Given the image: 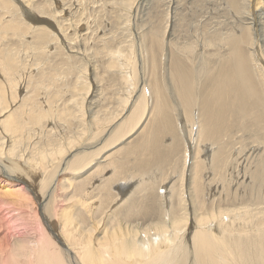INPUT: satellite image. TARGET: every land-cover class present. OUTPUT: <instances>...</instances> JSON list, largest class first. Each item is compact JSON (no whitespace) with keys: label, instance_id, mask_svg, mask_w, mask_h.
Returning a JSON list of instances; mask_svg holds the SVG:
<instances>
[{"label":"bare ground","instance_id":"obj_1","mask_svg":"<svg viewBox=\"0 0 264 264\" xmlns=\"http://www.w3.org/2000/svg\"><path fill=\"white\" fill-rule=\"evenodd\" d=\"M122 1L121 3H123ZM228 1L237 10L235 18L241 23H237V28L232 25V28H230L232 31H222L224 33L222 35L217 34L220 31L216 32L221 25L220 21H215L214 24L211 22L209 27L207 26V43H205L207 45L204 49L207 48V52L210 51L203 60L201 59V63L196 64L197 67H203L207 59L216 62L214 65L216 68L215 72L208 74L209 82H207V86L200 87L196 83L197 70L191 66L192 64L188 60L187 55L184 57L180 54V51L174 52V47L172 48L174 53L169 59L168 70L166 71L171 84L170 87H172L175 96L178 97V104L182 106V113H185L186 119L188 118L187 120L191 123L189 130H187V135H192L193 133V126L195 124L193 118L195 115L200 116L201 123L199 125L197 124L198 126L196 125L197 130H195L196 128L194 129L196 132V141L197 136L198 140L206 137L211 130L213 132L214 126L220 123H236V119L246 118L248 116L246 108L248 107H250V110H254L257 106L258 109L255 110L258 111L256 118L261 119V122L263 121L261 128H264V90L262 91L260 89L261 80L259 79L260 77H264V65L261 64L254 51H248L250 50L248 49L250 48L249 45L253 44L251 43L250 35L256 34L260 30L257 24L256 12L253 9L247 11V7L243 3L242 8L244 5L246 11H241L240 0ZM17 3L22 9L21 16L17 13V5H15ZM111 3H114L116 6L118 2ZM129 3L127 2L128 7L131 6ZM249 4L246 5L250 6ZM115 6L105 0H0V203L6 207L3 208L4 206L2 205L3 207L0 208V228H4L2 232L0 231V264H183V261L186 259L184 243L179 240L178 236L180 233L179 227L182 226V222L180 223V219L178 218L179 220L176 219V224L174 222L171 223V217L167 218L168 209L166 210V208H168L167 205L169 204L171 194L168 196L164 195V204L161 201L159 203L160 205L157 204L156 206L159 197L156 200L157 202H154L152 198L147 203L144 200L143 204H139L137 207L136 193L134 195L133 190H129L126 196H121L120 198L111 200V202H106L107 205L103 212L104 216H126V219L123 218L127 220L134 217L136 213H143L150 216L148 227L145 229L142 228L143 230H138L141 226L139 227L135 223L130 228L123 229V231L118 229L119 232H116L113 228L115 232L111 229V231H107L105 225V227H100L97 230V221L91 219L94 216L91 217L93 213H90L96 207H93V201L97 195L94 196L92 191L98 190L99 192L97 191V193H99V196L102 190L104 193L108 192L110 189L108 187L111 181L110 177L113 174L109 170L111 172L109 175L105 174L101 178L93 177L85 192L74 188V193L71 198H75L72 202L75 203V209H79V213L82 216H79L80 222L78 224L74 223L75 220L70 214L64 216L63 208L60 210L54 209V211L52 210L51 213H48L50 219L47 217L45 210H40L46 220V224L38 220L40 219L39 216L41 213L39 214V210L35 208V204L41 205L39 204L41 203V199L44 201L47 197L49 198L50 193L56 194V199L57 197L62 198L65 190L64 187L69 184V178L65 176L67 172L63 169L54 177V187L52 185L53 190L50 193L48 192V196V194L45 195V191L43 193L44 186L41 185L45 177L49 176L51 171L60 162L63 161L62 164L66 165L68 162L78 161L77 158L81 155L79 154L80 152L75 154L70 153L72 148L76 146L75 143L68 148V153L64 154V148L71 142L67 140L63 144V142L54 141L49 136L53 132L51 128L52 126L54 127V124L58 125L59 122V126L60 124L63 125L62 120L69 119L70 121L76 112L80 114V101L73 102V99H66L64 101L54 99L57 93L53 94V88L59 86L63 82L64 77L61 76V78L58 73L51 75L50 67L56 66L52 62H49V70L43 71L44 68H47L48 63L45 61L44 63L43 60L41 61V58L44 56L45 59L47 57L51 60L57 59V56H59L57 52L63 50L65 46L67 51L71 53L69 58L71 59L72 57L73 60L74 57V61H71L76 65L75 63H77L76 59L78 57L85 56L83 59H86V55H91V58L92 55L94 56L96 54L95 56H97L96 52L94 54H91V52L90 54L89 52L86 54L87 51L85 50H87L86 47L89 44H93V46L95 44H101L103 46L112 43L110 48L104 52V55H107L109 58L108 65L111 64L112 67L117 69L120 67L119 69H122L120 73L123 79L125 74L133 76L134 68L131 65V60L129 61L131 58L129 54L131 42L129 43L127 37L123 39L116 35L114 32L115 29L114 31L110 29L112 32L106 34L108 29L106 30L105 27H109L110 23L116 26L119 24L118 27L121 25L122 28V23L119 18L126 11L122 12L121 10L122 13L120 14V11ZM119 6L125 7V5ZM112 10L113 12H111ZM118 11L121 17L118 15ZM6 16L7 18H5ZM124 16L126 15H123V18ZM102 17L105 18L104 22L107 23H103L100 26L99 20ZM211 17L213 18L212 15ZM126 19L128 18L126 17ZM30 21L41 24L35 25L30 23ZM230 24L229 26H231ZM149 32L152 40L159 39L155 36V29ZM168 43L170 44L169 41ZM80 45L81 48L79 47ZM96 48L98 47L96 46ZM157 52H159L158 48L157 51L152 53L150 59L152 73L157 69ZM162 55L159 57L160 61ZM32 56H35L34 60L32 63H29V58ZM62 57L64 58V56ZM100 57L103 58L102 56ZM127 61L128 65L126 63ZM127 66L129 67V72L126 70ZM55 71L52 72L54 73ZM152 77L153 81H150L151 92L149 91L152 97L150 103V100L145 101L144 99V88L138 89L139 94H137V91H135L134 95L132 94L133 98L129 105H127L128 98L124 97L125 105H122L117 118L122 117V121L119 122L122 124L118 125V130L125 128L123 125L127 119L133 122L131 128L128 130L129 132L127 131L125 135L127 138L131 135L132 138L140 133L143 138V129L150 128L151 126H155L157 129L163 126L168 132L167 127H171L172 125L171 117L167 114L169 104L166 100L167 97L165 98V88L155 74ZM261 84L263 85V83ZM16 90H22L24 94L16 98L14 96ZM58 101L62 106L59 105ZM69 104H72L70 109L67 108ZM195 108H197L196 112L193 111ZM193 112L195 113L194 117ZM253 113L254 111L251 115ZM93 115L91 116L93 117ZM78 120L80 121V119ZM51 123L52 126L49 127ZM136 130L138 131L135 132ZM215 134L216 129L213 132V135ZM233 135L227 136L230 139ZM226 140H228V137ZM25 141L27 142L26 144ZM129 141L130 139L127 143ZM216 141H221L220 145L224 143L223 137L215 138L209 145H205L204 143V150H201L204 153H206L207 147L214 150L217 147L215 146ZM138 146V143L130 144L127 148V153L136 155L135 157L142 156L143 153L137 154L133 152ZM88 148H92V146H88ZM171 148L174 150L173 146ZM186 150L187 148L183 146L182 150L179 151L181 152V159L183 160L184 166H190L187 168L189 171L188 187L191 189L194 197H200L203 189V185L200 183L201 165L206 159L196 161L197 149L194 157H192L193 161L192 159L190 161ZM213 150H211L210 157H207L210 161L216 159L215 155L223 156L222 153L218 154ZM117 151L120 152L121 149ZM113 152L100 157L97 161L107 162ZM90 153H84L81 158H84L85 155ZM68 156L70 158L67 160ZM161 160L160 157L156 160L153 171L145 172L148 174L149 182L146 181L145 185H151L153 180L151 175L162 170L163 165H160ZM176 162L174 166L177 165ZM118 163L112 165L115 167L114 169L119 167ZM263 163L264 160H258L256 170L253 171L250 179L254 182L251 188L254 191L257 189L258 194V203H256L257 206L255 208L249 209L245 206L242 211H238L240 208L232 210L217 209V212H211L208 217L207 214L195 217L193 221L194 229L190 237L194 264H264V166H261ZM164 167H166L165 164ZM171 167L172 164L169 169ZM114 169L113 171H115ZM163 170L165 171V168ZM75 172H72L71 175H75ZM178 174L179 178L182 177L181 171ZM37 177L40 179L36 180ZM113 177L115 176L112 175ZM173 177H175V174ZM127 183L126 180H119L115 186L119 184L123 186ZM162 183L165 185L167 181ZM172 185L168 186V192H174ZM157 188L156 194L158 195L160 193L159 188L161 187ZM142 190L148 194L150 187L145 186ZM176 190L177 192H174V195L176 194L179 198L181 196L180 190ZM108 193L102 199L106 197V200L109 199L110 192ZM69 197L70 194L66 198L68 201L70 200ZM6 205L12 207L9 208ZM162 205L166 206L163 207ZM27 210L32 213V216L36 217L35 219L38 228L40 227V232L38 233L37 230L38 234L33 233L31 236L29 234L28 236H19L16 235L18 232L15 235L8 232L10 224L15 222V220L18 221L20 219L24 221L26 219L25 215ZM13 211H16V213L14 214ZM223 215L227 216L226 224L224 223ZM172 216L175 217L174 213ZM101 217L104 220L103 216ZM218 218L216 230L213 231L206 226L209 222ZM88 219L91 226L87 225ZM167 220L171 223L170 226L167 225ZM24 222L29 224L28 221ZM114 223L116 224V222ZM121 224L123 225V223ZM128 225L130 226V224ZM95 231L101 232L102 235L93 238Z\"/></svg>","mask_w":264,"mask_h":264},{"label":"rangeland","instance_id":"obj_2","mask_svg":"<svg viewBox=\"0 0 264 264\" xmlns=\"http://www.w3.org/2000/svg\"><path fill=\"white\" fill-rule=\"evenodd\" d=\"M105 1L110 2V4L113 6L115 5L114 3L111 2H118L115 7L120 11V14L123 11L124 12L126 11V13H123V15H126L124 16V18L122 14H121L122 17L120 16L118 11V15L121 17L119 18V20L122 23L123 29L121 28V25L120 27H118L119 24H117L116 26L113 25L112 23H110L111 26L110 25L109 27L106 26L105 29L106 30L108 29L106 31V34L111 33L112 32L111 30L114 31L115 29L114 32L116 35H118L120 38L123 39L127 37L129 43L131 42L130 43L131 48L129 52L131 58L129 59V61L131 60L132 62L131 65L134 68L133 70L134 77L130 74H125V77L123 79L121 77L122 75L120 72L122 71V69H119L120 67L118 68L119 69L118 70L117 68L112 67L111 64L108 65L109 58L107 57V55H104V52L106 51V49L110 48V45L112 43H108L103 46L101 44H95L94 45L95 47L93 46V44L92 45L89 44V46L86 47L87 50H85L87 51L86 54H88V52L89 54L90 52L91 54H94V52H96L97 56H95L96 55L95 54L94 55L95 57L92 55L91 58L90 57L91 55L90 56L86 55V59H83L85 58V56L81 58L78 57V59H76L77 61V63H75L76 65H74V62H72L74 61V57L73 60L72 57L71 59L69 58V55L71 53L67 51V48L65 46H64L65 50L63 49L60 52H57V55H59L57 56V59L51 60L48 57L45 59L44 56L41 58V61L43 60V62L45 61L48 63L47 68H44L43 71H48L49 62H52V64H55L56 66L50 67L51 75L58 73L60 77L61 76L64 77L63 82L60 83L59 86L53 88L54 90L53 94L57 93L54 99H60V101H64L66 99L67 100L73 99V102L80 101L79 104L80 114L75 111L77 115L76 114H74L75 116L73 115L72 117L73 120H71L72 118L70 119V121L69 119L68 120L66 119L67 121L62 120L63 125L60 124V126H59V122L58 125L54 124V127L52 126V123L49 124V127L52 126L51 130L53 132L51 133V135L49 134L47 135L51 136V138L56 142H63V144L67 140L71 142L69 143V145L66 146V148H64L65 149L64 154L68 153V148L75 143L76 148L73 147L70 153L75 154L80 152L79 154L81 155L77 158L78 161L68 162L66 165L65 164L63 165L62 164L63 161H62L59 164H57L55 166V169L51 171L49 176L45 177L43 183L41 184L44 186L43 193L46 192L45 195H47L48 192L50 193L53 190L54 187L53 182L56 174L58 175L60 171L65 169L67 172L65 176L66 178H69V184L64 187L65 190L63 192V197L62 198L57 197L56 199V194L50 193V197L49 198L47 197L46 199H44V201L41 199V203H39L41 205L35 204V208L39 210V214L41 213L40 210L43 211L45 210V213L47 217H49V219H50V215L48 213H51L52 210L54 211V209L60 210L63 208L64 216L70 214L75 220L74 223L78 224L80 222L79 216L80 217L82 216L79 213L80 210L78 208H77L78 210H76L74 207L75 203L72 202V200L74 201L75 198V197L71 198L72 194L74 193V188L75 189L77 188L81 192H85L89 183L92 181L93 177L101 178L105 176V174L109 175L112 172L113 173L112 175L115 177L112 178V175L110 177L111 183L109 182L108 185V187L111 189L108 190V192H110L109 199L106 200L107 197L105 199H102V197L104 195H107L108 192L104 193V191L102 190L101 191L102 194L100 193L99 196V193H97L98 190L92 191V194L94 196L96 195L97 196L93 201L94 202L93 207L94 206L96 207H94V209H92L90 213H93L91 214V217L94 216L91 219L97 221V226H96L97 230H99L100 227L106 226L105 228L107 231L112 230L115 232L116 230V232H119V230L123 231V229L125 230L126 228H130L135 223H136L135 225L139 227L141 226V228H138V230H143L148 227L147 225L150 222L149 220L150 216L145 215L143 213L140 214L136 213L134 217H131L127 220H125L126 216L125 217L104 216L103 212L105 206L107 205L106 202H111V200L120 198L121 196H126V194L129 193V190H133L134 195L136 193L135 197L137 199V204H136L137 207L139 204L142 205L144 200H146L145 202L147 203L150 199L153 198L155 202L159 197H160L159 199L161 200L159 201L158 199L157 200L158 202L156 201L157 202L156 206L161 201L164 204L165 203V201H163L164 195L168 196L171 194V197L169 199V204L167 203L168 208H166V210L168 209V213H167L168 215L167 214L166 215L167 218L171 217L170 218L171 223L174 222L176 224V219L177 220L180 219L179 222L180 223L182 222L181 225L183 227L182 226L179 227L180 233L178 234V236H179V240H181L185 246L184 251L186 254V259L185 261H183V264H194L193 250L190 243V237L194 229L193 221L195 217H198L199 215L202 214H207L208 217L211 214V212L215 213L218 210H232L235 208H240L238 211H242L243 208H245V206L246 208L249 209L255 208L257 206L256 205V203H258L257 189H255L254 191V189L251 188V186L254 185V182H252L250 179L253 171L256 170V164L258 160L259 161L264 160V128H261L262 127L261 124L263 121L261 122V119L256 118L258 111L255 110L258 109L257 106L254 110H250V107H248L246 108L248 113V116L246 118L236 119L237 120L236 123H229V122L220 123L214 126L213 132H215L216 129L215 135H213V132L211 130L209 132V135H207L204 138H201L200 140H198V136H197V141H196L195 130H197V126L201 123L200 116L198 115L199 116V120H198L197 114L195 115L194 113L197 111L196 110L197 108L193 110L194 111L193 117L195 115V117L193 118L195 122L193 128L196 129L195 130L193 129L192 135L190 134L187 135V130H189L190 128L189 125L191 123H189V120H187L188 118L186 119L185 113H182V106L178 104V97L175 96L174 92L172 91V87H170L171 84L166 71L168 70V64L171 55L175 51H180V54L182 56L185 57V55H187L188 60L192 64L191 66L197 70V74H196L197 77L195 80L196 83L199 84L200 87H206L207 82H209L208 74H212L215 72L216 68L214 65L216 64V62L211 59L210 60L207 59L204 62L205 64L203 65V67L201 66L197 67L196 64L201 63L200 62L201 59L203 60V58L207 55V53L209 54L210 51L209 50L207 52V48L204 49V47L207 45L205 44L207 43V26L209 27L211 22H213L214 24L215 21H220L221 25L219 24L220 26L216 31V32L220 31V33H217L218 35L224 34L223 32L232 31L230 29L232 28V25L233 27L236 26L237 28L238 27L237 23L238 22L241 23L240 21H237V19L235 18L236 16L235 14L237 10H235L230 5V2L228 0H123V1L121 0L123 3H121L120 0L119 1L105 0ZM126 1L128 3L131 1L129 3V5H131L130 6L131 8L128 7ZM242 3L247 7V11H251L252 9L255 10L256 12L255 15L258 21L257 24L260 27V30L256 34L250 35V40H252L251 43L253 44L249 45L250 48L247 47L248 49H250L248 51L249 52L254 51L256 56L259 58L261 64L264 65V0H255V1L240 0V9H242L241 11L243 10L246 11L244 5L242 8ZM248 3H250L249 4L250 6L246 5ZM118 4L121 6L125 5V7L124 6L120 7ZM15 5H17V13H19L18 15L21 16L22 9L20 8V5L18 3ZM111 12H113V10ZM211 15L213 16V18L211 17ZM126 17L128 19H126ZM5 18H7V16ZM104 21L105 18L102 17L101 20H99V25L101 26V24L107 23ZM30 23L35 25L41 24V23L40 24L34 23L31 21ZM229 24L231 26H229ZM226 25H228L229 27ZM154 29L156 33L155 36L159 38L157 40H152L150 36L149 31ZM168 41L170 42V44L168 43ZM96 46L98 48H96ZM113 46H115V44H113ZM79 47L81 48V45ZM157 48L159 49V52H157V69L156 71H154V73H152V66H150V59L152 53L157 51ZM172 48L174 49V52L172 51ZM200 51L202 52L199 53ZM61 55L64 56L67 62H65L66 60ZM161 55H162V59L160 61L159 57H161ZM100 56H102L103 58H101ZM34 57L35 56L29 58L30 60L29 63H32ZM75 58L77 57L75 56ZM70 63H72L70 66L71 68L69 67ZM126 63L128 65V61ZM116 69L118 70V72ZM128 69L129 67L127 66L126 70ZM52 71L55 72L53 73ZM153 74H155L159 78V81L161 82L162 86L165 88V90L164 89L163 90H164L165 98L167 97L166 100L169 104V110H170L167 111L168 112L167 114H169L171 117L172 128L167 127L169 132L168 133L166 128L163 126L160 127L158 126L159 127L158 129L155 128V126H151L150 128L143 129V138L141 133L133 136L132 138H131L132 135L127 138L125 135L127 131L131 128L133 122L127 119L126 123L123 125L125 128L124 129L121 128L118 130V125L122 124L119 123L122 121V117L117 118V115L119 114L122 105L123 106L125 105L124 99L128 98L129 101L127 105H129L133 98L132 96L135 94V91H137V94H139L138 89L144 88L145 90L144 99L145 101L150 100L149 103L151 102L152 97L150 95L151 92L150 81H153V77H152ZM126 75L129 77H127ZM127 79L130 81L128 82ZM259 79L261 80L260 89H262L263 91L264 77H260ZM261 83H263V85ZM23 94L24 91L16 90L14 96L16 98H19V96L21 97ZM58 103L60 106H62L59 101ZM71 105L72 104H69L67 108L70 109ZM96 111L98 112L97 114ZM253 111L254 113L251 115ZM93 114L96 115L94 116ZM91 115H93V117ZM76 117L77 118L79 117L78 119H80V121ZM195 120L196 121L198 120L199 123H197L198 121L196 122ZM138 130H136L135 132H137ZM235 134H237L236 137H234ZM227 135L229 136L233 135V136L232 138L229 139V136ZM222 137L224 142L223 144L220 145L221 141L218 142L216 141L215 146L217 147L214 148L213 150L210 147L206 146L208 149L207 151H205L206 153H204L203 151L204 143L205 145H209L211 144L212 141H214L215 138L218 139ZM227 137L228 140H226ZM129 139L130 141L129 143H127ZM26 143L27 142L25 141V144ZM134 143H138L139 146L135 148L133 152L137 154L143 153L142 156H139L140 158L138 156L135 157L136 155L133 154L131 155V153L130 154L127 153V148L130 146V144H134ZM218 145L220 146L218 147ZM88 146L89 147L92 146V148H88ZM171 146H173L174 150L171 148ZM183 146L187 148L186 151H187V155L190 158L189 159L190 161L191 159L193 161L192 157H194V153H196L197 149L199 155L197 154L196 161L204 160V159L207 160V161L205 160L201 165L200 183L201 185H203L202 186L203 189L200 197L196 195H195L196 197H194V194L191 193V189L188 187L189 171L187 170V168L190 166L189 165L184 166L183 160L181 159L180 151L182 150ZM250 148L252 149L250 150ZM118 149H121V151L120 152L117 151L118 152L117 153L116 150ZM211 150L216 151L218 154L222 153L223 156L220 157L215 155L217 161L216 159L214 161H210V159H207V157H210ZM86 152L88 153L91 152V153L85 155L84 158H81V156ZM111 152L113 153L112 155H110L107 162L97 161L100 157L108 155ZM159 157L162 159L160 165H163V168L161 171H157L153 175H151V177L153 178L151 185H145V182L146 181L148 182V177H147L148 174L145 172H151L155 169L154 165ZM69 158L70 157L68 156L67 160ZM113 162L116 164L120 162L118 163L119 167L116 168L117 170L114 169L115 167L112 166L114 164ZM175 162L177 164L176 165L177 168L176 166H174ZM164 164L166 165V167H164ZM171 164H172L171 168H175V169H171V168L169 169ZM261 166H264V163L261 164ZM164 168L165 171L163 170ZM113 169L115 171H113ZM108 170L111 172H109ZM166 170H168L169 172ZM74 171H76L74 173L75 175L72 176L71 173ZM180 171L182 172V177L179 178L178 173ZM170 174L173 176L175 174V177L171 176ZM167 177L168 179H166ZM39 179L40 178L37 177L36 180ZM119 180H126L128 183L123 186L122 184L115 186L116 182H118ZM166 181L167 184L164 185L162 182H166ZM170 185H172V190H174V192H177L176 189L180 190V194H181L180 197L183 198V201L182 198L180 199V197L178 198L176 194L174 195L173 191L168 192V186ZM145 186L150 187V192L148 194L147 192L142 190L143 188H145ZM157 187H161L159 188L160 193L158 191L159 193L158 195L156 194L157 193L156 190L158 189ZM250 189L253 190L254 193ZM69 194H70L69 197L70 200L68 201V199L66 198H68ZM113 194L114 196H112ZM53 196L54 198H52ZM174 199L175 201H173ZM102 201H104L106 204ZM0 204H1L0 208H2L3 206H4L3 208H6L5 205H3L2 203ZM6 206H8L9 208L12 207L9 205ZM39 206H41L40 209ZM162 206L165 207L166 205H162ZM149 210H153V209H149ZM13 213L15 214L16 211H13ZM30 213L31 212L27 210L26 212L27 216L25 215L26 219L24 220V221H28L29 224H26L23 220L20 219L18 221L15 220V222L10 224L8 232L14 235L18 232L16 235L19 236H24V235L28 236V234L31 236L33 235V233L37 235L40 232V227L38 228V224L35 219L36 217L32 216V213L31 214ZM173 213L175 217L172 216ZM101 216H103L104 220L102 219ZM39 217L40 219L38 220H40L43 224L44 223L46 224V220L44 219L42 213L40 214ZM223 217H224L223 220L225 221L224 223L226 224L227 216L223 215ZM51 220L53 219L51 218ZM218 220L219 218L214 219L213 221L209 222V224H207L206 226L214 231L218 226ZM67 221L69 222L68 219ZM114 222H116V224ZM121 223H123V225ZM171 223H169V221L167 220V225L170 226ZM128 224H130V226ZM87 225L91 226L89 219L87 221ZM116 226L119 228H117ZM46 227L48 230L50 229L48 228V226ZM112 228L115 230H113ZM149 228L151 227L149 226ZM3 230L4 228L2 229L0 228L1 232ZM93 234H94V236L92 235L93 238L94 237L97 238L102 235L101 232H96V231Z\"/></svg>","mask_w":264,"mask_h":264}]
</instances>
